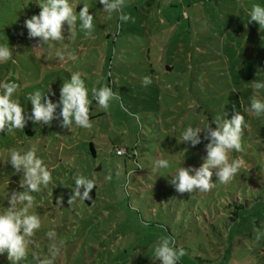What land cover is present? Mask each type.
<instances>
[{
  "label": "rangeland",
  "instance_id": "1",
  "mask_svg": "<svg viewBox=\"0 0 264 264\" xmlns=\"http://www.w3.org/2000/svg\"><path fill=\"white\" fill-rule=\"evenodd\" d=\"M42 2L0 0V42L8 39L15 61L0 64V79L19 85L15 96L29 114L28 93L46 91L58 101L73 72L82 74L90 97L91 88L108 85L118 98L108 109L93 100L89 128L29 120L22 130L0 133V159L10 147L36 145L52 171L49 185L33 193L29 211L40 216L41 227L22 264H37L33 252L48 256L50 230L59 247L54 264H160L153 250L167 237L184 250L181 264H264V116L248 108L252 81L264 80V30L248 21L249 11L264 0H124L111 18L98 0H69L77 12L88 5L94 28L86 34L77 21L74 38L65 30L66 38L50 45L29 37L24 25ZM121 13L130 19L121 21ZM57 49L76 59H57ZM144 77L151 83L144 85ZM234 94L248 127L242 150L230 151L229 159L243 166L208 192H177L170 175L179 166L199 167L208 142L192 146L180 133L208 122L215 128L213 116ZM132 147L137 162L115 154ZM161 158L169 170H154ZM77 174L96 180L91 205L78 198L69 203ZM21 175L0 161V198L23 190ZM232 211L237 215L230 220ZM7 260L0 254V262Z\"/></svg>",
  "mask_w": 264,
  "mask_h": 264
},
{
  "label": "clouds",
  "instance_id": "2",
  "mask_svg": "<svg viewBox=\"0 0 264 264\" xmlns=\"http://www.w3.org/2000/svg\"><path fill=\"white\" fill-rule=\"evenodd\" d=\"M103 5L104 12L111 18L113 13L119 12L124 4V0H98ZM40 11L24 21L29 37L40 38L41 42L51 44L60 42L66 38L63 33L67 30L74 38L76 31L74 25L79 21L80 30L90 34L94 28L93 15L89 13L87 4H82L79 12L76 11L78 5L73 6L69 0H43L37 3ZM119 19L127 22L130 17L125 13L119 15ZM248 21L258 23L260 29L264 30V5L253 4L249 11ZM67 25V29H65ZM42 50V49H36ZM57 59L63 61L66 58L75 60L74 56L66 54L65 49L55 51ZM13 59V48L9 46L8 39L0 42V64ZM143 84L151 83L149 77L143 78ZM254 95L249 98V109L257 117L264 116V80L255 79L251 83ZM19 85L12 80L0 79V133L8 135L16 130H22L26 123L31 120L33 123L50 125L54 119H59L63 127L70 128L73 124L82 128L91 127L89 119L90 105L95 103L108 109L110 103L118 98V93L108 85H101L99 88L89 89L85 85L80 72H73L67 82H63L60 87L58 101H53L46 91L36 90L27 94L25 99L31 104L29 114L22 105L20 99L15 96ZM59 108V113L57 109ZM224 111L220 115L213 116V123L216 127H209V122L205 127L190 125L185 127L180 133L181 142L190 143L196 146L201 143V133L205 144L206 155L199 167L179 166L170 175L169 183L174 186L179 193H192L193 191L208 192L215 187V182L221 184L228 183L238 173L243 166L241 159H229L230 151L240 152L242 150V133L247 129L246 119L239 112H235L231 118ZM36 145H31L26 149L23 147H10L7 150V158L0 161H7L17 173H22L20 188L22 191H13L11 195L4 194L0 198V254L7 253V258L11 264H22L29 252L31 238L41 227L40 216L29 210L35 204L33 193H39L41 188L47 187L52 180V171L48 168L43 158L37 154ZM154 170H169L168 159H157L153 163ZM214 170V172H213ZM215 174V181L212 176ZM110 179V177H107ZM96 187V180L90 179L83 174L74 177L72 186L71 203L74 199L84 201L90 198V191ZM7 199L8 206L3 205ZM48 239L53 241L48 249V256L41 257L36 252L32 253L37 264H54V260L59 251L55 242L56 232L50 230L46 233ZM62 243V242H61ZM154 259H158L160 264H178L184 256V250L176 248L171 237L162 238L154 247Z\"/></svg>",
  "mask_w": 264,
  "mask_h": 264
},
{
  "label": "trees",
  "instance_id": "3",
  "mask_svg": "<svg viewBox=\"0 0 264 264\" xmlns=\"http://www.w3.org/2000/svg\"><path fill=\"white\" fill-rule=\"evenodd\" d=\"M241 99H240V97L238 96V95H236V94H234V95H231V96H229L228 97V100H227V103H226V105H225V111L228 113V112H230V113H232L233 111L235 112H237V111H239L240 109H241ZM95 116H91L90 115V113H89V119H92V118H94ZM26 134L27 135H33L34 134V131L33 130H31V129H28V130H26ZM207 141L205 140V139H203V135H201V143H199V144H197V145H203V144H205ZM90 149H91V152L94 154V149H93V147H92V144H90ZM117 149H124V150H126L128 153H130V155H125V154H122V155H120V154H117L116 153V150ZM116 150H115V154L116 155H118V156H122V157H124L125 159H128V160H130V161H132V162H137V150H136V148L135 147H132V148H117ZM95 196H96V187L94 186V188L90 191V193H89V197L90 198H88V199H85L84 200V202L86 203V204H88V205H91L92 203H93V201H94V199H95ZM239 208H241V206H238ZM236 215H237V212L236 211H232L231 212V216L229 217V219L230 220H233V219H235L236 218ZM7 261H9V260H7ZM10 262V261H9ZM8 262V263H9ZM0 264H5L4 262H0ZM178 264H181V263H179L178 262Z\"/></svg>",
  "mask_w": 264,
  "mask_h": 264
},
{
  "label": "built area",
  "instance_id": "4",
  "mask_svg": "<svg viewBox=\"0 0 264 264\" xmlns=\"http://www.w3.org/2000/svg\"><path fill=\"white\" fill-rule=\"evenodd\" d=\"M116 153L117 154H120V155H122V154H125V155H130V153H128L126 150H124V149H117L116 150Z\"/></svg>",
  "mask_w": 264,
  "mask_h": 264
}]
</instances>
